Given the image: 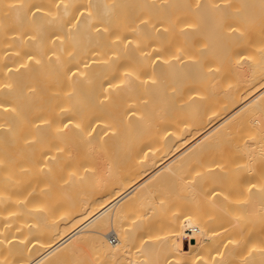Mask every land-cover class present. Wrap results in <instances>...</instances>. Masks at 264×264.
Returning <instances> with one entry per match:
<instances>
[{"label": "bare ground", "instance_id": "1", "mask_svg": "<svg viewBox=\"0 0 264 264\" xmlns=\"http://www.w3.org/2000/svg\"><path fill=\"white\" fill-rule=\"evenodd\" d=\"M77 254L264 264V0H0V264Z\"/></svg>", "mask_w": 264, "mask_h": 264}, {"label": "rangeland", "instance_id": "2", "mask_svg": "<svg viewBox=\"0 0 264 264\" xmlns=\"http://www.w3.org/2000/svg\"><path fill=\"white\" fill-rule=\"evenodd\" d=\"M84 156L85 157H87V161H90V163L91 164H94L95 166H97V165H99V163H98V159H100V158H104V157H106V151H103V149H101L99 146H97V145H94L93 147H91L90 149H89V145H88V149H87V151H86V153L84 154ZM168 175V174H167ZM167 177H171V173H170V176L168 175V176H164V178H165V180L167 181V183H166V186L168 187V178ZM172 178V177H171ZM170 178V179H171ZM175 178V177H174ZM169 179V180H170ZM163 179H161V181H162ZM165 180H163V182H160V181H158L157 183H161V185H162V187H161V185H160V189L161 188H163V189H165V187H163V183H165L166 181ZM171 181H173V180H171ZM170 182V181H169ZM157 183H156V188H157V186L159 187V185H157ZM170 185V184H169ZM166 187V188H167ZM159 189V188H158ZM162 190V189H161ZM65 191H67V190H65ZM69 191H72V190H69L68 189V191L67 192H69ZM74 192H75V190H73ZM58 192V191H57ZM60 192V191H59ZM62 192H63V190H62ZM56 193V192H55ZM61 193V192H60ZM60 193H59V195H60ZM76 194H78V196H82V194L79 192H77ZM57 195V194H56ZM58 195V196H59ZM62 195H65V198H67V200L70 202V203H72L71 202V200H72V198L73 199H76V198H78V197H76L75 196V198L73 197V196H71L72 198H70V196H69V194L67 195V194H65V192L64 193H62ZM70 195H71V193H70ZM61 196V195H60ZM68 196H69V198H68ZM80 198V197H79ZM66 200V199H65ZM52 201H54V200H52ZM73 201V200H72ZM53 203V202H52ZM66 204V203H65ZM147 207H149V206H147ZM147 207H143V208H145V211H153V209H151V210H146V209H148ZM151 207V206H150ZM150 209V208H149ZM144 210V209H143ZM145 211H143V213L145 212ZM155 212V213H154ZM145 214V216H143ZM142 216H141V218L139 217V223L141 222V220L143 221L144 220V222L146 221L147 222V218L152 214V213H150L149 214V216L147 215V217H146V213H144ZM154 214V215H153ZM153 214L150 216V217H152V216H156V214H158L159 215V212H156V211H153ZM149 217V218H150ZM152 219V218H151ZM151 219H149L148 220V222L151 220ZM156 219V220H155ZM161 219V220H160ZM133 221H135L134 219H132ZM129 222L131 221V220H128ZM133 221H131V222H133ZM138 221V220H137ZM136 221V222H137ZM160 221V222H159ZM153 222V227H155V228H153L152 227V229L150 230H147V231H142L143 230V227H142V225H144V224H142L143 222H141V224L142 225H140V227H139V224L138 223H134L135 225V231L137 232V234L139 235V233L140 232H145V234H146V232L148 233V232H150L149 234H156V235H159V233L161 232V229L160 228H162V227H159V226H161V222H162V217H161V215L160 216H158L157 218L155 217V218H153V220L152 221H150L149 223L151 224ZM156 223V225H155V223ZM148 223V224H149ZM159 223V226L157 225ZM138 226V227H137ZM151 226V225H150ZM136 227H137V230L139 229L140 231L138 232L137 230H136ZM157 227H158V229H157ZM142 228V229H141ZM156 229V230H155ZM153 230V231H152ZM159 233H158V232ZM158 233V234H157ZM34 234V233H33ZM136 234V233H135ZM136 234V235H137ZM142 234V233H141ZM112 235H114V232H111L110 234H108L107 235V237L108 238H110L111 239V237H112ZM110 243H111V241H110ZM112 244V243H111ZM77 257H72L70 260H69V264H82V263H84L85 261H86V258L83 256V254H77L76 255ZM84 257V258H83Z\"/></svg>", "mask_w": 264, "mask_h": 264}, {"label": "built area", "instance_id": "3", "mask_svg": "<svg viewBox=\"0 0 264 264\" xmlns=\"http://www.w3.org/2000/svg\"><path fill=\"white\" fill-rule=\"evenodd\" d=\"M115 240V239H114Z\"/></svg>", "mask_w": 264, "mask_h": 264}]
</instances>
